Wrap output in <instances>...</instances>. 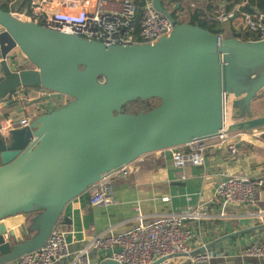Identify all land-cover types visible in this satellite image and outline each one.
Segmentation results:
<instances>
[{
	"label": "water",
	"instance_id": "1",
	"mask_svg": "<svg viewBox=\"0 0 264 264\" xmlns=\"http://www.w3.org/2000/svg\"><path fill=\"white\" fill-rule=\"evenodd\" d=\"M152 3L174 28L142 44L89 40L0 5V102L21 87L51 91L32 103L70 97L29 125L0 132V264L42 247L71 200L140 156L264 128V115L253 112L264 91V39L215 34L175 17L163 0ZM44 7L59 13L57 4ZM21 54L31 67L18 68ZM135 100L156 105L125 112ZM18 214L27 220L8 229L3 220ZM101 252L99 264H120Z\"/></svg>",
	"mask_w": 264,
	"mask_h": 264
},
{
	"label": "built area",
	"instance_id": "2",
	"mask_svg": "<svg viewBox=\"0 0 264 264\" xmlns=\"http://www.w3.org/2000/svg\"><path fill=\"white\" fill-rule=\"evenodd\" d=\"M21 1L11 0L8 3L10 12L19 19L106 43H154L161 37L170 35L174 28L171 20L154 8L152 0H28L27 6L20 8ZM177 1L180 5L178 18L182 21L188 18L192 9L198 7L191 0ZM44 4H57L59 13H51ZM76 10L78 14H72ZM205 16L214 18L222 24L231 23L239 33L250 36L251 40L264 39V11L251 12L239 6L231 10L220 8L215 14ZM2 60L0 51V63ZM24 88L15 90L10 94L11 98L14 101L26 100V97L38 99L51 94L46 88L30 87L29 94L24 95L22 93ZM58 96L61 99L55 106L64 104L66 97L70 98L63 94ZM41 103L33 114L20 119H6L0 123V132L7 134L14 127L27 126L40 114L50 111L44 100ZM226 113L228 120H236L230 99L226 102ZM234 134H221L215 138L183 145L185 149H181L182 146L172 148L174 166L182 167L186 164L202 166L205 164L208 150L215 146L227 147L232 155L238 154V141L233 139L237 133ZM212 139H216V142L210 143ZM149 154L142 155L136 160L143 161ZM129 164L88 189L91 205L106 206L117 201L113 177L126 175L128 172L126 167ZM263 188L264 177L230 175L218 182L214 199L221 202L223 212L230 205L251 208L257 205L258 195ZM162 200L169 201L170 197H163ZM138 218L139 223L133 229L122 233L98 234L77 252L70 250L65 233L53 229L42 247L24 253L17 258L16 264H55L67 258H70L73 264H93L90 255L94 250L107 251V257L120 264H166L168 259L160 260L177 254H187L190 264H215L217 256L208 249L192 253L194 252L192 242L200 237L201 231L200 226L192 228L187 221L199 219L196 210L184 214H170L151 222L145 221L141 214ZM240 255L242 258H253L264 263V239L248 244Z\"/></svg>",
	"mask_w": 264,
	"mask_h": 264
},
{
	"label": "crops",
	"instance_id": "3",
	"mask_svg": "<svg viewBox=\"0 0 264 264\" xmlns=\"http://www.w3.org/2000/svg\"><path fill=\"white\" fill-rule=\"evenodd\" d=\"M23 1L19 2V6ZM191 2L198 7H204L200 8L203 17L206 14H215L220 8L229 10L226 0ZM208 5H211L210 11L207 9ZM239 6L242 9V5L233 8ZM222 26L224 31L228 29L239 31L231 23H224ZM1 76L0 69V78ZM30 90L24 88L22 93L27 95ZM26 98L14 101L9 95L1 101L0 123L6 119H20L33 114L41 102L32 103L35 99ZM259 132L252 130L233 136L239 145V152L236 155H232L227 147L210 148L202 166L193 164L174 166L172 149L150 153L143 161L136 160L129 164L126 167L128 171L126 175L113 177L117 200L114 204L91 205L89 194L86 192L66 205L62 219L55 229L65 233L70 250L77 252L98 234L122 233L133 229L139 223V214L145 221L151 222L170 214H184L196 210L199 219L187 221L192 228L200 226V237L192 242L194 252L213 244L206 249L216 254L215 264H264L253 258H242L240 255L248 244L264 239V188L258 195L257 205L251 208L230 205L223 212L221 202L214 199L217 184L224 177L230 175L264 177V139ZM213 142L215 143L216 139L210 140V143ZM181 149L185 147L182 146ZM166 196L170 197L169 201L162 200ZM66 217L69 220H64ZM26 220L27 215L18 214L5 218L3 223L8 229L17 230ZM101 251L91 252L93 264H99L106 258ZM16 263L17 259L3 264ZM55 264L73 263L67 258ZM166 264H190V258L188 255L175 256L168 259Z\"/></svg>",
	"mask_w": 264,
	"mask_h": 264
},
{
	"label": "trees",
	"instance_id": "4",
	"mask_svg": "<svg viewBox=\"0 0 264 264\" xmlns=\"http://www.w3.org/2000/svg\"><path fill=\"white\" fill-rule=\"evenodd\" d=\"M11 0H0V5L5 9L9 10L10 8L8 6V3ZM228 2V9H232L236 5H242V9L246 11H255V10H261L264 11V0H226ZM246 1V2H245ZM28 0H24L20 6L25 7L27 6ZM245 2V3H244ZM19 6V7H20ZM208 10L210 11L211 5L207 6ZM173 15L175 17H178V9L173 10ZM183 21H188L192 24H198L203 28H206L210 30L211 32L215 34H224V28L222 26V23L218 22L214 18H208L206 16L203 17V11L200 8H194L190 11L188 18L183 19ZM233 36L241 37L245 40H249L250 36L243 35L242 33L237 32L236 30H233ZM30 87H25V89H28ZM156 105V101L154 100H135L132 102H129L123 107V110L125 112L129 113H138L141 111H147L152 109Z\"/></svg>",
	"mask_w": 264,
	"mask_h": 264
},
{
	"label": "rangeland",
	"instance_id": "5",
	"mask_svg": "<svg viewBox=\"0 0 264 264\" xmlns=\"http://www.w3.org/2000/svg\"><path fill=\"white\" fill-rule=\"evenodd\" d=\"M177 3H178V1H177ZM163 4L168 10H170V11L174 10L175 2L173 3V2H168V0H163ZM72 14L77 15L78 14V10L74 11ZM226 27H227V25H226ZM223 35L225 37L233 36V30H229L228 29V30L225 31V33ZM19 58L21 59L20 66L25 67V66H31L32 65L26 58H23L22 54L19 56ZM60 99H61L60 96H57V97H55V98H53L51 100L50 99L49 100H44V104L48 105L49 108H50V111H51V110H53L55 108L54 106L60 102ZM63 100H65V98ZM69 100H70V98L66 97L65 101L67 102ZM253 112L255 113L256 116L264 115V91H263V95L258 100H256L254 102ZM261 130H264V128L263 129H259L258 131H261Z\"/></svg>",
	"mask_w": 264,
	"mask_h": 264
},
{
	"label": "bare ground",
	"instance_id": "6",
	"mask_svg": "<svg viewBox=\"0 0 264 264\" xmlns=\"http://www.w3.org/2000/svg\"><path fill=\"white\" fill-rule=\"evenodd\" d=\"M228 112H229V109H228Z\"/></svg>",
	"mask_w": 264,
	"mask_h": 264
},
{
	"label": "flooded vegetation",
	"instance_id": "7",
	"mask_svg": "<svg viewBox=\"0 0 264 264\" xmlns=\"http://www.w3.org/2000/svg\"><path fill=\"white\" fill-rule=\"evenodd\" d=\"M175 5V4H174Z\"/></svg>",
	"mask_w": 264,
	"mask_h": 264
}]
</instances>
